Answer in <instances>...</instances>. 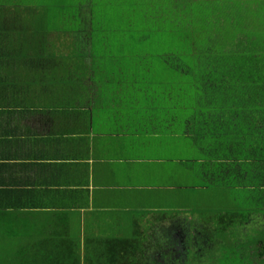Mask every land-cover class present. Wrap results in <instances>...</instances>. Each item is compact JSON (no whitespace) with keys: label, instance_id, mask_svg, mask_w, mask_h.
Returning a JSON list of instances; mask_svg holds the SVG:
<instances>
[{"label":"trees","instance_id":"1","mask_svg":"<svg viewBox=\"0 0 264 264\" xmlns=\"http://www.w3.org/2000/svg\"><path fill=\"white\" fill-rule=\"evenodd\" d=\"M0 19L1 65L16 63L40 82H63L71 94L96 87L105 103L134 104L140 114L133 127L170 134L164 146L172 163L176 154L179 162L188 155L210 182L214 168L238 177L235 191L251 193L249 209L264 216V0H0ZM219 175L214 187L226 194ZM193 213L196 220H177L180 230H227L208 209ZM240 213L231 215L234 227L248 222ZM229 229L223 238L243 243L246 231ZM130 230L96 238L81 254L83 243L67 237L55 247L4 245L0 264H148L143 235ZM259 231L252 255L261 260L264 225ZM237 250H226L220 263L244 264Z\"/></svg>","mask_w":264,"mask_h":264},{"label":"crops","instance_id":"2","mask_svg":"<svg viewBox=\"0 0 264 264\" xmlns=\"http://www.w3.org/2000/svg\"><path fill=\"white\" fill-rule=\"evenodd\" d=\"M1 64L0 235L10 239L0 240L6 248L29 241L55 247L67 237L83 243L81 254L96 238H120L135 227L150 252L158 230L177 231L184 219L175 209L177 186L162 167L174 162L164 146L170 134L133 127L140 114L135 105L106 104L96 87L75 95L63 82H40L16 63Z\"/></svg>","mask_w":264,"mask_h":264},{"label":"rangeland","instance_id":"3","mask_svg":"<svg viewBox=\"0 0 264 264\" xmlns=\"http://www.w3.org/2000/svg\"><path fill=\"white\" fill-rule=\"evenodd\" d=\"M187 156L188 155L184 157V161L179 162L181 157L176 154L175 163L162 164L165 171H171V181L175 179L176 182V212L181 214V216H187L188 219L196 220L194 217L196 213H193L194 210H197V214L200 215L203 211L208 209L209 213L216 216L213 217L215 224L218 225L219 228H227V230L220 232L215 229V226L211 225L212 223L210 225L213 228L211 226H202V228H200L202 232L190 228L186 229L189 230L188 232L183 230V228L180 230L181 228L178 227L179 231H168L167 235L163 236L162 233L159 234L160 230H158V233L152 235L153 247L150 252L147 253L146 262L153 263L162 260V256L166 253L161 250L169 251L171 246L175 244V248L166 254L168 257L166 260H162L161 264H222L219 258L222 257L226 250H231L233 247L236 250L239 249L237 250L239 255L246 257L244 264H264V259L259 260L258 257L252 255L253 249L257 246L254 241H259L253 239L260 238L261 231L259 230L261 226L264 225V216L258 213L254 214L251 212V209H249L250 206L254 205L250 200L251 193L242 194L241 192H236V180L239 181V178L237 177L236 179L231 176L224 178L222 174L226 173V171L222 169L214 168V174L217 177L213 178L210 182L211 178L205 179L202 176V169L198 168L195 163H192V159ZM218 175L220 179L223 180L222 184L226 182V185H229L228 189H226V194L221 193L222 189L217 190L216 188L218 187ZM215 184L216 187H214ZM222 195H227L228 197L221 199ZM238 209H240V215L246 217L248 222L244 223V226L238 223L237 226L234 227L233 224L235 220L231 215L237 214ZM172 214L174 215L175 213H168V216H172ZM221 216H225L222 221L220 220ZM202 221L204 220L202 219ZM205 222L208 223V218H206ZM198 224L202 225L204 223ZM173 228L176 229L175 226L170 229ZM229 228L239 230V232L246 231L244 236L240 233V236L245 239L242 241L243 243L239 241L234 243L232 240L234 237L230 238V240L223 238L224 233H231ZM206 231L209 233H206ZM218 231L221 234L219 237L216 236ZM0 237L10 239L9 235H0ZM10 242L13 245L11 240ZM2 247H4V245L0 243V248ZM157 255L160 256L161 259L154 260Z\"/></svg>","mask_w":264,"mask_h":264}]
</instances>
